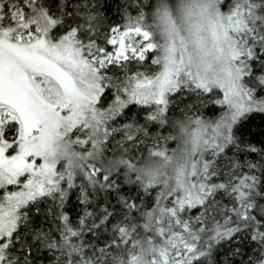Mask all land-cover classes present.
<instances>
[{
    "label": "snow or ice",
    "instance_id": "1",
    "mask_svg": "<svg viewBox=\"0 0 264 264\" xmlns=\"http://www.w3.org/2000/svg\"><path fill=\"white\" fill-rule=\"evenodd\" d=\"M0 264H264V0H0Z\"/></svg>",
    "mask_w": 264,
    "mask_h": 264
}]
</instances>
